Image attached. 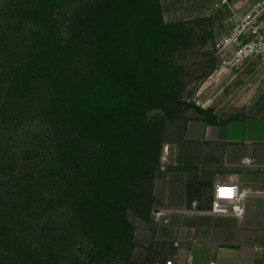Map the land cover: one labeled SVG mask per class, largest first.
<instances>
[{
	"label": "rangeland",
	"instance_id": "374dc122",
	"mask_svg": "<svg viewBox=\"0 0 264 264\" xmlns=\"http://www.w3.org/2000/svg\"><path fill=\"white\" fill-rule=\"evenodd\" d=\"M100 1L102 12L97 18L86 13L85 29L88 44L97 34L100 54L110 62L99 105L94 113L87 112L105 123L97 133L99 146L89 126L82 129L86 151L98 149L96 168L91 156L86 157L79 186L114 215L115 233L100 235L86 226L92 205L84 203L86 210L78 211L70 194L64 232L56 223L59 211L47 236L49 245L35 249L39 258L3 264H165L174 235L154 221V209H191L195 203L198 211H208L216 173L211 169L184 184L188 166L185 153H179V145H186L184 125L264 116V56L236 65L230 51L218 48L233 29L230 10L214 9L211 0ZM257 1L231 3L242 14ZM36 2L0 0V81L10 75L18 57L12 45L34 39L40 21ZM83 5L89 9L88 0ZM66 22L60 16L51 24L64 33ZM23 114H16L2 133L8 136V127H13L17 135L12 140L22 146L30 141L29 129L42 120L38 111ZM197 155L214 161L217 153L209 149ZM72 174L74 178L76 172ZM77 214L82 215L79 227L74 225ZM177 221L179 217L172 224ZM46 252L49 259L42 257Z\"/></svg>",
	"mask_w": 264,
	"mask_h": 264
},
{
	"label": "trees",
	"instance_id": "16d2710c",
	"mask_svg": "<svg viewBox=\"0 0 264 264\" xmlns=\"http://www.w3.org/2000/svg\"><path fill=\"white\" fill-rule=\"evenodd\" d=\"M88 2L86 9L83 0H37L35 9L40 21L34 39L12 45L18 57L10 75L0 81V264L40 257V251L35 249L49 245L47 236L55 225L54 214L59 211L62 214L56 223L64 232L70 194L78 211L86 210L84 203L92 205L86 226L100 235L115 233L114 215L103 211L99 200L90 199L88 191L79 186L87 156L94 160L91 167L96 168L97 133L105 122L93 113L99 105V89L106 85L110 62L100 54L103 47L97 42V34L91 35L96 41L88 44L86 13L97 18L102 1ZM60 16L67 20L64 33L52 25ZM1 86L6 87L4 92ZM32 111H38L42 120L39 128L29 129V143L16 144L12 140L17 135L13 127H8L10 133L3 136L16 114L24 116ZM85 125L98 144L91 151H86L84 145ZM106 187L111 191L108 184ZM78 214L75 227L83 223ZM42 257L49 259L51 255L46 252Z\"/></svg>",
	"mask_w": 264,
	"mask_h": 264
},
{
	"label": "crops",
	"instance_id": "0c3cea01",
	"mask_svg": "<svg viewBox=\"0 0 264 264\" xmlns=\"http://www.w3.org/2000/svg\"><path fill=\"white\" fill-rule=\"evenodd\" d=\"M183 141L186 145H179V153H185L188 166L184 184L214 169L212 197L214 186L224 183H235L249 195L242 219L210 216L193 203L162 225L174 235L167 261L174 257L179 264H264V116L189 121L183 127ZM209 149L217 153L216 160L195 156Z\"/></svg>",
	"mask_w": 264,
	"mask_h": 264
},
{
	"label": "built area",
	"instance_id": "2783aa9c",
	"mask_svg": "<svg viewBox=\"0 0 264 264\" xmlns=\"http://www.w3.org/2000/svg\"><path fill=\"white\" fill-rule=\"evenodd\" d=\"M214 9H228L231 12L230 23L233 29L218 48L231 52V61L243 65L252 57L264 56V0L256 2L247 13H238L231 0H211ZM249 192L235 183L218 184L213 188L211 206L207 214L214 217L242 219L245 216V201ZM187 211L165 208L154 209L152 215L156 223L169 224L172 217ZM175 247H179L175 244ZM165 264H179L171 258ZM188 264H193L189 262ZM215 264V263H211Z\"/></svg>",
	"mask_w": 264,
	"mask_h": 264
}]
</instances>
